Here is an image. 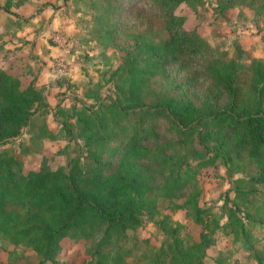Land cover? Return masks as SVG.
<instances>
[{"label":"trees","instance_id":"16d2710c","mask_svg":"<svg viewBox=\"0 0 264 264\" xmlns=\"http://www.w3.org/2000/svg\"><path fill=\"white\" fill-rule=\"evenodd\" d=\"M120 1H99L111 29L109 14ZM150 1L157 19L133 36L135 47L114 74L116 96H94L92 106L58 107L62 131L83 142L86 157L58 169L44 161L25 173L21 159L0 152V241L33 250L40 264L54 261L65 238L92 241L87 264H127L134 253L129 232L142 226L146 213L154 216L159 199H183L176 208L202 227L199 240H189L184 226L166 217L159 223L163 244L137 255L135 264H206L219 231L264 264L252 245L254 227L264 226V199L258 201L264 186V61H252L244 71L240 55L231 58L185 29L178 9L196 11L204 0ZM243 5L264 14V0H218L216 11L224 15ZM175 72L185 77L177 80ZM156 81L165 90L157 91ZM50 109L35 81L23 87L10 67L0 66V146L36 123L37 138L57 137L47 126ZM113 151H121L117 166L104 159ZM218 162L230 177L244 176L232 183L235 198L225 199L226 225L200 205L196 182L199 169Z\"/></svg>","mask_w":264,"mask_h":264},{"label":"rangeland","instance_id":"374dc122","mask_svg":"<svg viewBox=\"0 0 264 264\" xmlns=\"http://www.w3.org/2000/svg\"><path fill=\"white\" fill-rule=\"evenodd\" d=\"M99 1L0 0V66L10 67V72L22 80L23 87L35 81L50 104L47 126L57 135L37 138L39 124L36 123L7 145L0 146V152L22 160L25 173L38 171L44 161L52 169H58L67 167L71 158L86 157L83 142L70 140L62 131L58 107L72 109L81 106V102L92 106L96 104L92 97L97 95L115 97L114 74L134 49L133 36L157 19V9L150 0H121L115 12L109 14L111 29L104 13L105 4ZM204 2L196 11L185 5L178 9V14L187 19L185 29L196 30L213 48L227 52L231 58L240 55L244 71L252 61H264V14L257 15L255 10L243 5L221 15L216 11L218 0ZM7 8L10 13L5 11ZM110 30L112 34L108 33ZM184 77V72L173 74L177 80ZM165 85L162 81L153 83L157 91L165 90ZM203 85L196 91H201ZM113 148L116 150V146ZM114 151L104 159L117 166L121 151L115 154ZM242 177L240 173L230 177L220 162L197 171L200 205L209 209L214 219L219 218L221 225L228 223L224 215L225 199L227 195L235 198L232 183ZM258 189L260 202L264 199V186ZM182 202L183 199H159L154 216L144 215L142 226L129 232V247L134 248V253L127 264H135L136 256L143 251L161 247L165 237L159 223L166 217L183 225V233H187L189 240H199L202 227L187 210L176 208ZM253 233L252 245L264 257V226L254 227ZM234 238L219 231L207 252L206 264H218L221 259L226 264H258ZM93 244L65 238L54 261L45 264H87ZM40 263L41 258L33 250L0 241V264Z\"/></svg>","mask_w":264,"mask_h":264}]
</instances>
